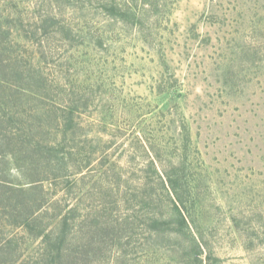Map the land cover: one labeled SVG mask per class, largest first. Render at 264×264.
<instances>
[{
	"label": "rangeland",
	"instance_id": "obj_1",
	"mask_svg": "<svg viewBox=\"0 0 264 264\" xmlns=\"http://www.w3.org/2000/svg\"><path fill=\"white\" fill-rule=\"evenodd\" d=\"M46 12L50 41L33 33ZM0 23L47 94L9 106L48 147L11 177L44 178L46 218L61 205L95 264H264V0H0ZM158 174L178 178L187 228H146L174 218ZM12 239L14 264H42V238Z\"/></svg>",
	"mask_w": 264,
	"mask_h": 264
},
{
	"label": "trees",
	"instance_id": "obj_2",
	"mask_svg": "<svg viewBox=\"0 0 264 264\" xmlns=\"http://www.w3.org/2000/svg\"><path fill=\"white\" fill-rule=\"evenodd\" d=\"M129 1L131 4L134 3V0ZM55 3L58 4V2ZM124 6L123 3L112 2L106 9L111 11L112 14L120 16ZM104 7L107 6L104 5ZM56 15L52 12L39 14L33 32L34 35L36 33L43 34L46 38L48 36L46 40L50 41V33L52 32L50 27L54 24ZM6 17L7 21L12 22L13 18ZM17 18L21 19L20 16H17ZM8 32L9 30L4 29L0 23V226H11L15 229V232H6L3 227H0V264H14L20 255V242L12 238H42L43 243L46 244V249L39 253V261L42 264L49 262L51 264H95V259L89 255L90 249H87L85 244L74 241V237H77L71 235L74 227L73 220H69L66 213L61 214L63 208L61 205L55 203L53 212L49 217L50 220L43 224L49 219L46 216L50 208V205L47 204L50 196H47V193L44 192L42 185L37 184L43 181L44 178H37L30 182L33 184L24 186L18 179L11 177V165L14 161L22 162L28 158L30 169L33 170L36 168L35 163L38 161L36 155L44 157L48 147L47 145L40 146L36 142L33 143V137L30 133L31 128L13 129L16 120L21 121L22 116H15L16 114L9 109V106L22 100L23 97L27 98L32 95L35 96L33 98H44V95L47 96V94L43 78L41 84L40 77L33 76L31 73L35 70H32L30 66L28 68L22 67L15 58L10 56L6 46V39L9 38ZM35 85L37 89L34 88ZM19 104L21 105V102ZM62 110L64 109L62 108ZM73 110L74 108H70L66 114L67 116H62L63 138L67 136V122L73 120L75 112ZM71 139L74 140V138ZM62 159L64 158L54 157L52 162H48L53 163L51 164L50 173L53 172L52 169H55L54 165L59 164ZM153 164L154 160L150 162V166L153 167ZM158 176L161 185L159 188H163L161 192H166V196H168L174 210V218L150 216L146 220V228L151 233L163 230L164 227L161 228V226L168 225L171 222L172 224L176 222L177 229L184 226L187 228L189 223L182 209L184 200L179 190L178 178H173L169 174L164 175V177L161 174H158ZM151 190H153L152 187ZM169 196L171 197L169 198ZM58 200L56 199L57 202ZM74 209L69 207L68 212ZM50 222L53 223V226L48 230L47 225ZM16 229L20 232H17ZM107 229V232L113 231L116 226H109ZM4 238L7 239L4 240ZM51 239L53 240L52 243Z\"/></svg>",
	"mask_w": 264,
	"mask_h": 264
}]
</instances>
